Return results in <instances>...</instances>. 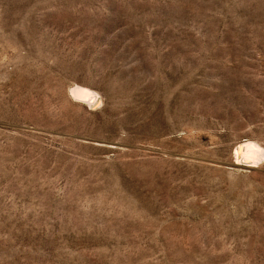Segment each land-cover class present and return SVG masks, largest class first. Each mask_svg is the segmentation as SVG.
I'll return each instance as SVG.
<instances>
[{
    "label": "rangeland",
    "instance_id": "rangeland-1",
    "mask_svg": "<svg viewBox=\"0 0 264 264\" xmlns=\"http://www.w3.org/2000/svg\"><path fill=\"white\" fill-rule=\"evenodd\" d=\"M248 139L264 0H0V264H264Z\"/></svg>",
    "mask_w": 264,
    "mask_h": 264
},
{
    "label": "bare ground",
    "instance_id": "bare-ground-1",
    "mask_svg": "<svg viewBox=\"0 0 264 264\" xmlns=\"http://www.w3.org/2000/svg\"><path fill=\"white\" fill-rule=\"evenodd\" d=\"M69 93L74 101L88 104L93 108H96L101 103L99 92L80 84L73 85ZM234 157L237 160L244 159L249 164L250 162L258 163L264 158V146L253 139L240 141L235 147Z\"/></svg>",
    "mask_w": 264,
    "mask_h": 264
}]
</instances>
